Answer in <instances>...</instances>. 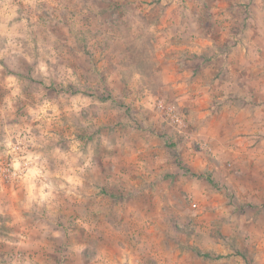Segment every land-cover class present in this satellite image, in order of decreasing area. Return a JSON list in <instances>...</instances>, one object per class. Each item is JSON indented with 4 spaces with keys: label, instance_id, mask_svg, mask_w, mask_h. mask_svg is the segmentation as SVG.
<instances>
[{
    "label": "clouds",
    "instance_id": "clouds-1",
    "mask_svg": "<svg viewBox=\"0 0 264 264\" xmlns=\"http://www.w3.org/2000/svg\"><path fill=\"white\" fill-rule=\"evenodd\" d=\"M0 264H264V0H0Z\"/></svg>",
    "mask_w": 264,
    "mask_h": 264
}]
</instances>
